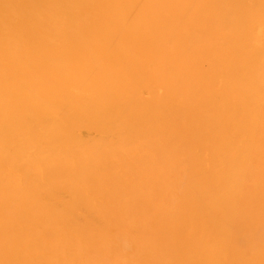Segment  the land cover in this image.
I'll list each match as a JSON object with an SVG mask.
<instances>
[{
    "label": "bare ground",
    "instance_id": "1",
    "mask_svg": "<svg viewBox=\"0 0 264 264\" xmlns=\"http://www.w3.org/2000/svg\"><path fill=\"white\" fill-rule=\"evenodd\" d=\"M0 264H264V0H0Z\"/></svg>",
    "mask_w": 264,
    "mask_h": 264
}]
</instances>
